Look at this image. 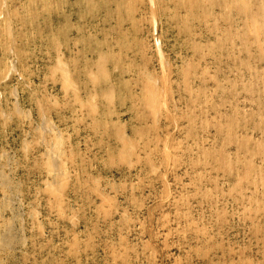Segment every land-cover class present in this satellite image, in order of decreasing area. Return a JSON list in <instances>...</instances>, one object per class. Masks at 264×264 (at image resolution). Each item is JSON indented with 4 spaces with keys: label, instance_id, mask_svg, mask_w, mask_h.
Wrapping results in <instances>:
<instances>
[{
    "label": "rangeland",
    "instance_id": "obj_1",
    "mask_svg": "<svg viewBox=\"0 0 264 264\" xmlns=\"http://www.w3.org/2000/svg\"><path fill=\"white\" fill-rule=\"evenodd\" d=\"M0 264H264V0H0Z\"/></svg>",
    "mask_w": 264,
    "mask_h": 264
}]
</instances>
